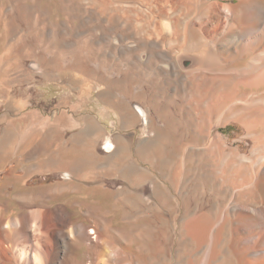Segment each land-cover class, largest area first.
<instances>
[{"label":"rangeland","instance_id":"374dc122","mask_svg":"<svg viewBox=\"0 0 264 264\" xmlns=\"http://www.w3.org/2000/svg\"><path fill=\"white\" fill-rule=\"evenodd\" d=\"M234 1L221 2L231 4ZM143 8L130 3L110 6L106 0H0V135L8 128L10 143L21 137L24 142H29V129L32 123H37L44 130L39 140L44 142L43 145H49L56 137L54 143L58 148L50 155L51 158L75 160V163L82 162L83 166L72 184H63L64 173L45 172L48 166L36 160L40 147L32 146L23 158L27 159L23 167L30 169L28 175H31L26 179L25 187L18 188L17 177L22 175L21 171L6 176L15 167L16 159L10 154L11 159L6 163L8 167L3 171L0 168V192L7 187L11 196L35 194L37 188L62 183L59 185L62 190L51 195L52 198L50 196L46 202L52 206L66 205L73 214L72 219L79 222L84 220L79 213L82 208L106 211L112 225L125 233L123 216L114 210L112 195L108 194L100 201L92 197L91 200L80 186H94L98 179L104 181L107 188L122 191L123 188L128 190L135 180L139 181V188L150 193L152 167L158 157L171 163L173 169L177 167L179 189L173 191L172 196H177L181 207L186 203L187 207H194L193 204H201L199 202L210 194L207 189L197 190L200 185L196 190H190L189 175L194 166H199L208 181L219 176V171L217 174L211 167L219 156L217 136L227 149H237L242 155L249 153L247 135L241 124L233 119L225 121L236 114L239 116L241 107L231 106V109L229 106L227 110L225 106H215L211 110L216 112L215 115L209 114L211 108L203 107L204 97L199 83L202 80L197 78L198 74L193 76L190 73L203 68L206 55L198 56L197 53L204 48L200 49L198 44V47L196 44L189 47L188 32H183L186 33L184 36L178 32L179 39L178 36L174 39V32V37L172 32H162L164 35L171 33L168 39V35L165 38L162 34L160 38L156 32H148L151 17ZM168 26L166 22L162 24L165 29ZM211 38H207L208 42ZM161 39H166L165 43ZM197 60H200L198 66ZM175 69L179 76L176 78L173 75ZM2 79L5 80L4 85ZM146 89L147 95L144 94ZM215 94L212 93V100H215ZM191 99L198 100V103L194 102L196 107ZM7 104L10 110L6 108ZM135 107L140 108L141 114ZM224 109L227 113L222 111ZM195 111L197 117L191 115ZM5 113L8 114L6 120L1 118ZM143 118L146 120L144 127ZM186 119L192 121L191 124ZM142 127H146L145 130ZM107 139L114 147L109 154L103 150ZM1 162L0 155V165ZM128 167L131 171L123 175L116 172L117 168L124 170ZM37 169L44 174H33L32 170ZM93 170L99 172L95 174ZM224 176L225 182L228 181L230 172H225ZM11 196L3 198L6 215L21 212ZM192 198L196 199H193L195 203ZM143 214L144 211H138V216ZM147 214L152 215L153 209ZM145 222L142 218L138 220L140 226ZM142 238H136L134 244H151L149 236Z\"/></svg>","mask_w":264,"mask_h":264},{"label":"bare ground","instance_id":"6f19581e","mask_svg":"<svg viewBox=\"0 0 264 264\" xmlns=\"http://www.w3.org/2000/svg\"><path fill=\"white\" fill-rule=\"evenodd\" d=\"M106 1L110 6L130 3L137 4L139 9L144 7L147 11L145 13L151 17L149 24L147 23L148 28L146 27L148 32H156L159 37L165 32H172L167 34V39L169 34L173 36V32L176 36H173L174 39H177V36L179 39L178 32H188V42L191 45H201L200 49L204 48L197 53L198 56L206 55L203 68L190 73L198 74L197 78L202 80L199 83L204 102L201 100L202 96L200 100L205 104L203 107L211 108L210 111L216 108L215 106H225L226 109L229 106L241 107L239 116H231V113V117L225 121L233 119L241 124L247 135L249 153L242 155L237 149H227L225 143L218 136L215 137L218 148L215 149L218 150L219 156L211 167L213 172L218 174L219 171L220 174L210 182L202 175L203 170L199 166L193 167L188 187L194 191L200 185L197 190L207 189L210 194L205 201L202 199L203 202H199L201 204H193L194 207H187V203V206L183 204L181 207L177 196H172V192L179 189L177 167L173 169L171 163L158 157L154 167L151 165L153 173L152 180L150 179V193L139 188V181H135V177L132 178L135 182L132 181L128 190L123 188L122 191L111 190L106 187L104 181L98 179L94 181V186H80L87 192L88 197L90 195L91 200L97 198L100 201L107 198L108 194L112 195L114 210L123 216L124 233L112 225L106 211L82 208L79 213L84 220L79 222L72 219L73 214L66 205L52 206L46 202L51 195L62 190L59 188L60 184H72L76 174L83 170L82 162L51 158L50 155L58 148L54 143L56 137L52 136L49 145H43L44 142L39 140L43 137L44 130L37 123H32L29 142H24L21 137L10 143L9 130L4 129L0 135V168L1 171L6 169V163H9L11 157L16 159L15 167L6 176L14 171H21L22 175L17 177L18 188L25 187L26 179L31 176L28 175L30 169L23 167L27 163V159L23 158L32 146L40 147L36 160L43 166H48L45 172L64 174L62 183L37 188L35 190L38 192L35 194L18 193L11 196L7 187L4 192H0V264H264V0H236L231 4L221 2L225 0ZM164 22L169 25L166 29L162 27ZM185 34L183 33V36ZM165 35L163 37L166 38ZM207 38H211V42H208ZM165 40L162 41L165 43ZM191 45L189 47H193ZM199 63L200 60H197L196 66ZM176 74L175 69L173 75ZM146 91L148 90L144 91L145 95ZM243 91L245 92L242 93ZM214 92L217 96H213L215 100H212L211 95ZM194 100L196 99H191L193 105L194 102L198 103V100ZM135 108L141 114L140 108ZM226 109L222 111L226 112ZM211 112L210 115L216 113ZM8 114L5 113L1 118L8 119ZM193 114L191 113L195 117L196 111ZM222 116L225 118V113ZM145 124L146 120L143 118L142 126ZM202 130L204 132L205 129ZM203 132L204 136L206 131ZM208 133H205L206 136ZM87 148L84 150L87 151ZM103 150L105 153H112L114 147L110 140L105 141ZM99 160L100 158L97 161ZM129 167L124 170L117 168L116 172L123 175L131 171ZM220 167L223 169L220 170ZM32 171L33 174H44L39 169ZM227 171L230 172V179L225 182L224 173ZM8 195L16 202L21 212L14 215L5 214L3 198ZM151 209L153 214L148 215ZM140 210L144 211L142 216H138ZM141 218L146 220L143 226L138 224ZM148 236L151 238L150 245L142 243L145 246L140 244L141 247L134 244L136 238Z\"/></svg>","mask_w":264,"mask_h":264}]
</instances>
